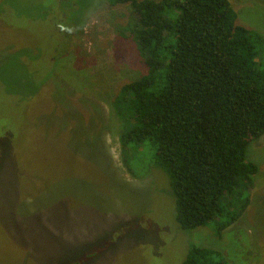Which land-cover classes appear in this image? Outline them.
<instances>
[{
  "label": "rangeland",
  "instance_id": "rangeland-1",
  "mask_svg": "<svg viewBox=\"0 0 264 264\" xmlns=\"http://www.w3.org/2000/svg\"><path fill=\"white\" fill-rule=\"evenodd\" d=\"M229 2L264 37V0ZM133 23L109 0H0V264H52L55 247L79 245L81 264H182L192 244L264 264V136L247 149L250 204L220 237L215 222L179 229L162 171L123 165L112 103L146 73Z\"/></svg>",
  "mask_w": 264,
  "mask_h": 264
},
{
  "label": "trees",
  "instance_id": "trees-1",
  "mask_svg": "<svg viewBox=\"0 0 264 264\" xmlns=\"http://www.w3.org/2000/svg\"><path fill=\"white\" fill-rule=\"evenodd\" d=\"M109 2L130 7L127 32L146 67L112 103L122 163L132 175L167 176L179 229L215 222L220 237L245 213L258 173L246 155L264 136V37L238 23L229 0ZM81 247L67 256L55 247L52 264H81L71 255ZM219 258L192 244L182 264H224Z\"/></svg>",
  "mask_w": 264,
  "mask_h": 264
}]
</instances>
